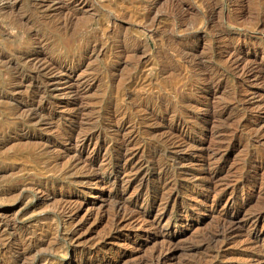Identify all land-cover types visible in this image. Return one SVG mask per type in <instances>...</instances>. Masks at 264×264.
<instances>
[{
	"label": "rangeland",
	"instance_id": "1",
	"mask_svg": "<svg viewBox=\"0 0 264 264\" xmlns=\"http://www.w3.org/2000/svg\"><path fill=\"white\" fill-rule=\"evenodd\" d=\"M263 207L264 0H0V264H264Z\"/></svg>",
	"mask_w": 264,
	"mask_h": 264
},
{
	"label": "bare ground",
	"instance_id": "2",
	"mask_svg": "<svg viewBox=\"0 0 264 264\" xmlns=\"http://www.w3.org/2000/svg\"><path fill=\"white\" fill-rule=\"evenodd\" d=\"M33 3V2H32ZM39 3V2H38ZM212 13V12H211ZM11 19V18H10ZM154 19V18H153ZM63 22V21H62ZM232 48V47H231ZM233 58H234V56H233ZM52 66V65H51ZM54 67V66H53ZM57 69V68H56ZM28 116H30V115H28ZM27 116V117H28ZM32 117V116H31ZM33 118V117H32ZM29 119V118H28ZM178 121V120H177ZM42 122V121H41ZM100 130V129H99ZM85 131V130H84ZM89 132V131H88ZM172 133V132H171ZM83 134H85L86 135V132L85 133H83ZM94 134V133H93ZM73 136V135H72ZM95 136V135H94ZM63 137V136H62ZM65 137V136H64ZM74 137H75V135H74ZM81 137V136H80ZM83 137V136H82ZM73 138V137H72ZM165 138V137H164ZM69 139V138H68ZM65 140V139H64ZM78 140V139H77ZM93 140V139H92ZM69 141V140H68ZM76 141V140H75ZM89 141H90V137H88V136H85L83 139H82V142L80 143V146H79V148H80V150H83L84 148H86L88 145H89ZM125 141V140H124ZM123 142V141H122ZM166 142H167V140H166ZM121 143V142H120ZM127 144V143H126ZM91 145V144H90ZM154 145V144H153ZM126 146V145H125ZM157 146V145H156ZM168 146V145H167ZM119 147H121V146H119ZM123 147V146H122ZM157 148V147H156ZM129 149H131L132 150V148H129ZM128 149V150H129ZM154 149V148H153ZM85 150H87V149H85ZM128 150H126V151H128ZM130 150V151H131ZM150 150V149H149ZM167 150V149H166ZM120 151V150H119ZM125 151V150H124ZM79 152V151H78ZM129 152V151H128ZM117 153V152H116ZM112 155V154H111ZM132 155V154H131ZM114 157V156H113ZM121 157H122V155H121ZM159 158V157H158ZM157 158H155L154 160H156ZM125 160V159H124ZM123 161V160H122ZM131 161V160H130ZM153 161V160H152ZM156 161H158V160H156ZM164 161V160H163ZM136 162V161H135ZM74 163V162H73ZM137 163V162H136ZM108 164V163H107ZM120 164V163H119ZM125 164H127V163H125ZM129 164V163H128ZM167 164V163H166ZM85 165V164H84ZM88 165V164H87ZM86 165V166H87ZM124 165V164H123ZM130 165H131V163H130ZM168 165V164H167ZM79 166H80V164H79ZM83 166V165H82ZM90 166H92V165H90ZM90 166H88V167H90ZM122 166V165H121ZM140 166V165H139ZM142 166V165H141ZM106 167H107V165H106ZM105 167V168H106ZM111 167V166H110ZM123 167V166H122ZM86 168V167H85ZM84 168V169H85ZM134 168V167H133ZM137 168V167H136ZM139 168V167H138ZM141 168V167H140ZM161 168V167H160ZM88 168H86V170H87ZM118 169V168H117ZM74 170V169H73ZM88 170H90V169H88ZM87 170V171H88ZM95 170V169H94ZM103 170V169H102ZM106 170V169H105ZM130 170V169H129ZM136 170H138V169H136ZM161 170V169H160ZM165 170V169H164ZM98 171V170H97ZM104 171V170H103ZM133 171V170H132ZM131 171V172H132ZM162 171V170H161ZM172 171V170H171ZM70 172V171H69ZM83 172V171H82ZM96 172V171H95ZM98 172H100V171H98ZM122 172H124V170L122 171ZM136 172V171H135ZM164 172V171H163ZM162 172V173H163ZM167 172V171H166ZM182 172V171H181ZM184 172V171H183ZM85 173V172H84ZM126 173V172H125ZM124 173V174H125ZM171 173H173V172H171ZM180 174V173H179ZM179 174H177L176 173V175H179ZM212 174V173H211ZM117 175V174H116ZM144 175V174H143ZM167 175V174H166ZM173 175V174H172ZM83 176V175H82ZM121 176V175H120ZM120 176H117V177H120ZM125 176H129V175H125ZM125 176H124V178H125ZM134 176V175H133ZM138 176V175H137ZM170 176V175H169ZM182 176V175H181ZM100 177V176H99ZM132 177V176H131ZM135 177V176H134ZM141 177H142V175H141ZM173 177V176H172ZM174 177H175V173H174ZM178 177V176H177ZM210 177V176H209ZM96 178V177H95ZM123 178V179H124ZM168 178H171V177H168ZM139 179V178H138ZM160 179V178H159ZM158 179V180H159ZM96 180V179H95ZM98 180V179H97ZM100 180V179H99ZM121 180H122V178H121ZM137 180V179H136ZM153 180V179H152ZM167 180H170V179H167ZM167 180H165V182H167ZM89 181V180H88ZM129 181V180H128ZM138 181V180H137ZM172 181H173V179H172ZM123 182V181H122ZM177 182V181H176ZM158 183H159V181H158ZM97 184H98V182H97ZM148 184V183H147ZM170 184V183H169ZM171 184H173V183H171ZM158 185V184H157ZM161 185V184H160ZM166 185V184H165ZM174 185V184H173ZM206 185V184H205ZM171 186V185H170ZM162 187V186H161ZM168 187V186H167ZM209 187V186H208ZM214 187V186H213ZM166 189V188H165ZM14 190H15V188H14ZM153 191V190H152ZM119 192V191H118ZM164 193V192H163ZM12 194V193H11ZM109 194V193H108ZM116 194H118V193H116ZM162 194V193H161ZM132 195V194H131ZM7 196V195H6ZM137 196V195H136ZM162 196V195H161ZM166 196V195H165ZM168 196V195H167ZM166 196V197H167ZM160 197V196H159ZM158 197V198H159ZM120 198V197H119ZM123 198V197H122ZM160 198H162V197H160ZM109 199H110V196H109ZM113 200H114V198H112ZM121 199V198H120ZM167 199V198H166ZM64 200V199H63ZM117 200V199H116ZM161 200H163V199H161ZM161 200H160V202H161ZM165 200V199H164ZM168 200V199H167ZM66 201V200H65ZM120 201V200H119ZM115 202V201H114ZM124 202V201H123ZM122 202V203H123ZM130 202V201H129ZM116 203V202H115ZM114 203V204H115ZM120 204H121V202H119ZM143 203V202H142ZM151 203H152V201H151ZM158 203V202H157ZM130 204V203H129ZM136 205V204H135ZM159 205V204H158ZM120 206V205H119ZM122 206V205H121ZM124 207H125V205H124ZM128 207V206H127ZM130 207V206H129ZM128 207V208H129ZM131 208V207H130ZM155 208H156V206H155ZM162 208V207H161ZM264 208V207H263ZM116 209V208H115ZM118 209H119V207H118ZM125 209V208H124ZM133 209V208H132ZM129 211V210H128ZM197 212V211H196ZM128 213V212H127ZM170 213V212H169ZM185 214V213H184ZM132 216V215H131ZM211 216V215H210ZM120 218V217H119ZM125 219V218H124ZM251 219V218H250ZM254 221V220H253ZM261 221V220H260ZM218 223V222H217ZM115 224V223H114ZM222 224V223H221ZM221 226V225H220ZM224 228H225V226H223ZM218 228V227H217ZM221 228H222V226H221ZM220 229V228H219ZM226 229H227V227H226ZM221 230H223V228L222 229H220V231ZM222 233V232H221ZM223 233H225L224 231H223ZM231 233V232H230ZM214 234V233H213ZM228 234V233H227ZM255 234V233H254ZM217 236V235H216ZM214 238V237H213ZM212 239V238H211ZM210 239V240H211ZM216 239V238H215ZM23 240V239H22ZM216 240H219V239H216ZM253 240V239H252ZM23 241H25V240H23ZM30 241V240H29ZM205 241V240H204ZM22 242V241H21ZM201 242V241H200ZM203 242V241H202ZM214 242V241H213ZM224 242V241H223ZM23 243V242H22ZM27 243V242H26ZM25 243V244H26ZM40 243V242H39ZM33 244V243H32ZM42 244V243H41ZM89 244V243H88ZM2 245V244H1ZM20 245V244H19ZM103 245V244H102ZM3 246V245H2ZM31 246V245H30ZM29 246V247H30ZM27 247V246H26ZM90 247V246H89ZM93 247H96V246H93ZM218 249V248H217ZM30 250V249H29ZM89 250V249H88ZM35 251V250H34ZM33 252V251H32ZM22 253V252H21ZM15 255V254H14ZM25 255V254H24ZM156 255V254H155ZM154 255V256H155ZM157 255H158V253H157ZM12 256V255H11ZM159 256V255H158ZM18 257V256H17ZM16 258V257H15ZM20 258V257H19ZM113 258V257H112ZM10 260V259H9ZM13 261V260H12ZM157 261V260H156ZM19 262V261H18ZM116 262V261H115ZM108 263H110V262H108ZM15 264V263H14ZM92 264V263H91ZM118 264V263H117Z\"/></svg>",
	"mask_w": 264,
	"mask_h": 264
}]
</instances>
